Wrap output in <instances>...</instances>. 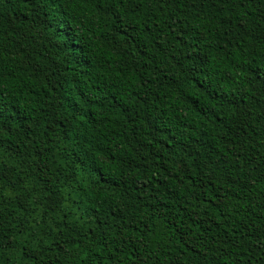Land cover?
I'll return each instance as SVG.
<instances>
[{"label": "trees", "instance_id": "obj_1", "mask_svg": "<svg viewBox=\"0 0 264 264\" xmlns=\"http://www.w3.org/2000/svg\"><path fill=\"white\" fill-rule=\"evenodd\" d=\"M0 264H264V0H0Z\"/></svg>", "mask_w": 264, "mask_h": 264}]
</instances>
